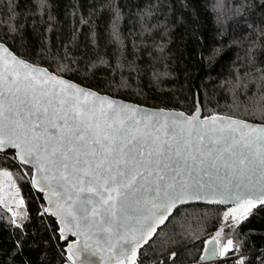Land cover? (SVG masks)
<instances>
[{
  "label": "trees",
  "instance_id": "trees-1",
  "mask_svg": "<svg viewBox=\"0 0 264 264\" xmlns=\"http://www.w3.org/2000/svg\"><path fill=\"white\" fill-rule=\"evenodd\" d=\"M0 41L28 62L135 104L190 114L197 97L203 115L264 123V0H0ZM12 153H0V168L24 204L11 205L17 226L0 208V264H64L56 223ZM226 208H177L137 264L200 262L220 228L241 255L235 264H264V204L227 221ZM191 209L202 216L190 239L164 242L162 232ZM215 264L234 263L218 255Z\"/></svg>",
  "mask_w": 264,
  "mask_h": 264
},
{
  "label": "snow or ice",
  "instance_id": "snow-or-ice-1",
  "mask_svg": "<svg viewBox=\"0 0 264 264\" xmlns=\"http://www.w3.org/2000/svg\"><path fill=\"white\" fill-rule=\"evenodd\" d=\"M8 56L0 55V151L17 149L41 174L33 184L58 197L61 239L83 237L75 241L82 264H95L97 253H110V264H137L139 249L186 200L235 203L226 221L264 204V127L150 113L56 77L41 79ZM232 248L226 240L220 255ZM216 254L212 248L209 259Z\"/></svg>",
  "mask_w": 264,
  "mask_h": 264
},
{
  "label": "water",
  "instance_id": "water-1",
  "mask_svg": "<svg viewBox=\"0 0 264 264\" xmlns=\"http://www.w3.org/2000/svg\"><path fill=\"white\" fill-rule=\"evenodd\" d=\"M0 46H2V49H7V45L4 44L3 42L0 41ZM0 49V55H5V56H8V54H11V56H15L18 60H22L24 62H26L28 65H31L32 68L34 69H37L39 70V77L41 79H47L49 76H52V77H56L60 80H63L65 82H67L68 84H71V85H74L78 88H81V89H84V90H87V91H90V92H94L96 93L98 96H101V97H107L109 100L111 101H114V102H117L119 104H122V105H127V106H130V107H133V108H139L141 110H144V111H147V112H150V113H161L162 111V114L164 115H167V114H172V115H175L176 118L178 119H184V118H192V117H199L201 120H207V118H210L212 116H216V117H220V118H227V119H220L217 121V123L219 124H227L230 122V120H236V121H242L244 123H246L247 125L251 126V127H254V128H261V127H264V123H255V122H250V121H246V120H243V119H238L236 117H231V116H226V115H221V114H216V113H212V114H209V115H203L202 114V110L201 108L199 107V102H198V99L197 97L195 98V101H194V104H195V107L194 110L190 113V114H187L181 110H176V109H164V108H152V107H147V106H144V105H139V104H135V103H132V102H129V101H126V100H123L121 98H116V97H113V96H110L108 94H105V93H100L96 90H93L91 88H88L86 86H82L81 84L69 79V78H66L62 75H58V74H55L53 73L52 71H50L49 69H47L46 67L44 66H41V65H37V64H33L31 62H28L26 61L25 59L17 56L13 51H11L10 49H7V53H4L3 50ZM11 56H8L9 60L11 59ZM11 67H16V68H20L21 66L19 65H11ZM21 71H23V69H21ZM54 83V81L52 82ZM183 114V116H179L178 114ZM208 123H211L210 120H207ZM255 134V133H254ZM7 151H11L13 157H14V160L19 164V165H23L26 167H28L30 169V185L31 187L33 188V190L35 192H37L38 194L41 195V198L44 202V205L42 206L43 207V212L45 215L51 217L54 219L55 223H56V226H57V230L55 231L59 237V242L62 243V246H63V251H64V259H65V263L64 264H82V261L84 259V257L78 252L76 251V249L78 248L77 244L75 243V241L77 240H80L81 241V244L83 242V237H77V236H71V235H68L67 239H61V223H60V220H59V217L57 215H54L53 213L57 211L56 209V202L58 200V197L53 194L52 192L50 191H47L45 190L43 187H42V182L41 183H37L36 185L33 184V181L34 180H37V181H40V173L37 172L36 168H34L32 165L30 164H26V163H22L17 155L18 153V150L15 149V148H6L4 149L3 151H0V153H5ZM194 204H203V205H214V206H221V207H229V208H234L236 207L235 203L231 202V201H224V202H221V198L218 197V196H209V197H205V198H202V199H192V200H186L185 202H182L178 205H176L172 211H171V214H173V212L179 208V207H182V206H186V205H194ZM263 204L261 203H256L254 207H252L250 210H245V209H241L239 212L235 213L236 214V219L242 217V216H245L249 213V211H251L252 209L258 207V206H261ZM46 209H48V211H46ZM170 215H168L167 219L159 224L156 228V232L154 233L153 237L155 236V234L157 233L158 229H160V227H163L165 225V223L167 222V220L170 218ZM152 237V238H153ZM209 241H214L213 238L212 239H207L206 243H205V246H204V249L203 251L201 252L202 255H201V259H200V263L199 264H215L216 261H218V245L215 244V243H209ZM71 247V251H69ZM212 248H216L217 249V254L215 257L209 259V251L212 249ZM141 249V248H140ZM139 249V250H140ZM139 252V251H138ZM101 255L104 256V259L101 260ZM72 257V259H69V257ZM111 256L110 253H97L95 256H92L91 259L95 262V264H110V261H109V257ZM203 257V259H202Z\"/></svg>",
  "mask_w": 264,
  "mask_h": 264
},
{
  "label": "rangeland",
  "instance_id": "rangeland-1",
  "mask_svg": "<svg viewBox=\"0 0 264 264\" xmlns=\"http://www.w3.org/2000/svg\"><path fill=\"white\" fill-rule=\"evenodd\" d=\"M233 11V10H232ZM231 13V12H230ZM228 13V14H230ZM30 177V175H29ZM23 199L22 197L19 196L18 194V189L16 187V184L14 183L11 174L7 169L0 168V208L4 209V211L8 214L10 217L11 221H15V213L14 209L12 208L11 205L15 206H22ZM5 209H8L11 211L12 215H10ZM230 208L227 207L226 209H223L221 212L223 220L224 218V213L228 211ZM236 215V214H235ZM202 216L201 213H199L197 210H189L185 213H182L180 217H178V220L176 219V222H172V225L170 227H167L163 232H162V237L161 239L166 242L168 241H174L177 237H182L183 239H190L189 233L192 231V229H195V225L200 226L201 222H199V218ZM229 218H232L231 214ZM222 220V221H223ZM236 220V219H235ZM18 224V222H17ZM177 228L173 230L172 227ZM217 232L220 233V236H217ZM166 238V239H165ZM209 239L213 240H219L220 244H218V253H219V260L223 259H228L231 258L232 262L235 264L236 260L238 259L240 253L233 251L235 246L233 244L232 250H230L227 254L221 256L220 255V250L222 245L228 240L229 238L224 237V233L222 232L221 228L220 230L215 231L212 235L208 237ZM163 243V242H161ZM161 247V246H160ZM200 262H193L191 264H199Z\"/></svg>",
  "mask_w": 264,
  "mask_h": 264
},
{
  "label": "built area",
  "instance_id": "built-area-1",
  "mask_svg": "<svg viewBox=\"0 0 264 264\" xmlns=\"http://www.w3.org/2000/svg\"><path fill=\"white\" fill-rule=\"evenodd\" d=\"M10 215H12V213H11V211L10 210H8V209H5ZM12 223H13V225L14 226H17L18 224H17V222H15V221H12ZM241 255H239V257H240ZM238 257V258H239ZM235 263H238V259L236 260V262Z\"/></svg>",
  "mask_w": 264,
  "mask_h": 264
}]
</instances>
